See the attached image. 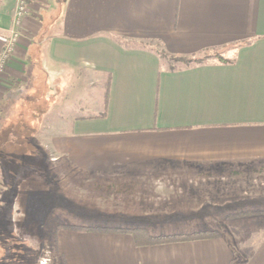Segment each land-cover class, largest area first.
Listing matches in <instances>:
<instances>
[{"label":"crops","instance_id":"1","mask_svg":"<svg viewBox=\"0 0 264 264\" xmlns=\"http://www.w3.org/2000/svg\"><path fill=\"white\" fill-rule=\"evenodd\" d=\"M26 2L0 84V221L46 219L55 192L92 219H223L217 238L144 247L59 229L35 264H264V217L227 220L264 206V0ZM16 4L0 0V50ZM71 75L95 95L72 114Z\"/></svg>","mask_w":264,"mask_h":264},{"label":"rangeland","instance_id":"2","mask_svg":"<svg viewBox=\"0 0 264 264\" xmlns=\"http://www.w3.org/2000/svg\"><path fill=\"white\" fill-rule=\"evenodd\" d=\"M208 54L203 53L192 59H201L204 61ZM168 58V57H167ZM169 59V58H168ZM170 61V60H169ZM72 74V73H70ZM60 84V89L66 88L69 85V106L70 114L73 113V106L82 102L85 103L89 100L92 101L95 95L91 94H78L74 91L79 87V83L71 75L67 81ZM57 114V113H56ZM72 190V188H71ZM55 192V199L53 203L55 204V210L48 215L46 219H2L0 221V228H3L2 235L0 234V264H35L36 263V253L42 254L45 245L52 242L55 238L57 227L60 226H70V227H83V228H99V227H116V228H143L150 235L154 237L158 236H171V235H191L198 232L214 231L220 235L221 225L223 219H109L98 218L92 219L89 214L90 211H101L100 208L97 210L84 208L77 210L76 207H70L77 204V201H69V207L60 208L61 201L58 200V196ZM256 202V201H255ZM262 203L264 205V196L261 200H258L256 204ZM101 206H109L110 204L106 201L99 202ZM246 210L244 213L251 212L252 209L244 208ZM264 210L263 207L254 208L253 211ZM241 214V213H238ZM235 215V214H234ZM98 217V216H97ZM261 217V216H256ZM240 218H232L231 220H238ZM184 220L186 221V227L192 230L190 233H178L161 235L167 230L173 229V225H169L166 222H175ZM185 228V227H183ZM64 230V229H62ZM69 231V230H68ZM1 232V230H0ZM159 234V235H157ZM57 258L55 253L43 254V257H39L37 264H56Z\"/></svg>","mask_w":264,"mask_h":264},{"label":"trees","instance_id":"3","mask_svg":"<svg viewBox=\"0 0 264 264\" xmlns=\"http://www.w3.org/2000/svg\"><path fill=\"white\" fill-rule=\"evenodd\" d=\"M161 57H166L164 54H160ZM170 61L180 62L183 64L190 63H200L201 59H186V58H170ZM103 105L106 110L107 107V87L105 88L103 96ZM105 113L103 112L100 115V118L104 117ZM261 216L264 217V210L251 211L248 213H241L236 215H230L227 220L232 218H244V217H254ZM64 229L73 232L79 233H100V234H128L132 237L135 246L144 247V246H153V245H162L170 244L177 242H189V241H198V240H209L219 237L220 235L214 231H205L198 232L191 235H171V236H158L154 237L150 235L143 228L129 229V228H116V227H99V228H83V227H70V226H60L57 227V230Z\"/></svg>","mask_w":264,"mask_h":264},{"label":"built area","instance_id":"4","mask_svg":"<svg viewBox=\"0 0 264 264\" xmlns=\"http://www.w3.org/2000/svg\"><path fill=\"white\" fill-rule=\"evenodd\" d=\"M29 14V8L26 0H17L11 21L10 32L3 39V45L0 50V84L5 75L6 68L15 54L18 41L24 33L23 21Z\"/></svg>","mask_w":264,"mask_h":264}]
</instances>
